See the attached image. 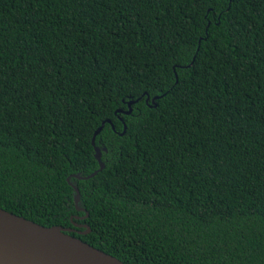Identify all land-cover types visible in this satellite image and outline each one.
Here are the masks:
<instances>
[{"label": "trees", "instance_id": "16d2710c", "mask_svg": "<svg viewBox=\"0 0 264 264\" xmlns=\"http://www.w3.org/2000/svg\"><path fill=\"white\" fill-rule=\"evenodd\" d=\"M0 207L127 264H264V0H0Z\"/></svg>", "mask_w": 264, "mask_h": 264}, {"label": "water", "instance_id": "95a60500", "mask_svg": "<svg viewBox=\"0 0 264 264\" xmlns=\"http://www.w3.org/2000/svg\"><path fill=\"white\" fill-rule=\"evenodd\" d=\"M103 125L94 132L93 144ZM95 149L101 169L104 163L99 148ZM75 189L77 205L79 191ZM70 230L61 225L45 226L0 207V264H127L70 234ZM89 230L87 226L84 232Z\"/></svg>", "mask_w": 264, "mask_h": 264}]
</instances>
